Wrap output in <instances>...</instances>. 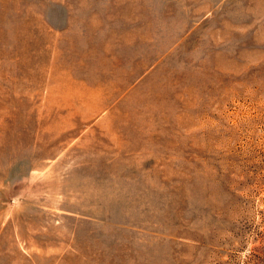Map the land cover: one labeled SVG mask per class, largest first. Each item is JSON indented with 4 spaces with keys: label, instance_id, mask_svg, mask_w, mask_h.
<instances>
[{
    "label": "rangeland",
    "instance_id": "obj_1",
    "mask_svg": "<svg viewBox=\"0 0 264 264\" xmlns=\"http://www.w3.org/2000/svg\"><path fill=\"white\" fill-rule=\"evenodd\" d=\"M0 264H264V0H0Z\"/></svg>",
    "mask_w": 264,
    "mask_h": 264
}]
</instances>
